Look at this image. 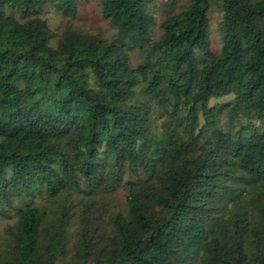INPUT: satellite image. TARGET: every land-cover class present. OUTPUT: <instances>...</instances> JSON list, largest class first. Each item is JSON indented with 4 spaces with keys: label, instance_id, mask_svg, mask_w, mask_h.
I'll return each mask as SVG.
<instances>
[{
    "label": "trees",
    "instance_id": "trees-1",
    "mask_svg": "<svg viewBox=\"0 0 264 264\" xmlns=\"http://www.w3.org/2000/svg\"><path fill=\"white\" fill-rule=\"evenodd\" d=\"M153 1L102 0L108 39L75 26L80 0H0V264H264V0H190L158 38Z\"/></svg>",
    "mask_w": 264,
    "mask_h": 264
},
{
    "label": "rangeland",
    "instance_id": "rangeland-1",
    "mask_svg": "<svg viewBox=\"0 0 264 264\" xmlns=\"http://www.w3.org/2000/svg\"><path fill=\"white\" fill-rule=\"evenodd\" d=\"M169 0H154L149 7V12H151L155 19L156 24L153 25V32L154 37L158 38L163 33V29L160 26L161 23L165 20L168 14L171 12L180 11L188 6H190L191 1L190 0H177V2L173 6L168 5ZM102 0H80L79 7H78V15L74 19L75 26L80 28L83 31L87 32H94L101 34L102 36L111 39L114 34L116 33V29L110 24L109 20L106 19L103 16L102 13ZM210 15V22H211V46L214 52H219L223 42L224 37L221 30V23L223 20V10L220 5H212L209 10ZM43 18H46L48 20V23L50 27L57 33V36L53 39V43L55 44L56 41L59 38V35L62 33L64 26L67 21V17L64 15V13L56 8L53 4H46L41 9V14ZM143 60V55L138 51L134 50L132 51V65L137 66L139 62ZM233 98V95H228L222 98H219L215 101H229ZM239 124L237 123L235 129L242 128L243 123H247V119L245 117H239ZM252 122L258 123L256 119H253ZM162 123V120H158L157 128H161L160 124ZM88 190L87 187H84V190H81L83 192H76L74 195L75 202H79V200L82 198L84 194H86V191ZM127 189L123 183L118 185L117 189L109 194H106V198L111 199L110 203L107 204V206H104V210L106 211V214L110 213L111 211H118L120 209L125 208L126 199H127ZM103 194H100L101 196ZM35 202L37 204L44 203L47 204L46 207L43 208L44 211H52L55 210L53 206L51 205V200L48 198L44 193H39L34 196ZM18 206V204L21 205L22 200L17 199L15 202ZM78 214L75 213L74 216V224L72 228L70 229V246L72 247L73 242L75 241L74 235L78 231ZM16 211H12L10 216H2L0 217V248L4 242V239L6 237L5 235V227L7 224H12L16 221Z\"/></svg>",
    "mask_w": 264,
    "mask_h": 264
}]
</instances>
